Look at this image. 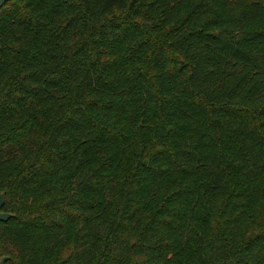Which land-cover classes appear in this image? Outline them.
<instances>
[{"label": "trees", "instance_id": "1", "mask_svg": "<svg viewBox=\"0 0 264 264\" xmlns=\"http://www.w3.org/2000/svg\"><path fill=\"white\" fill-rule=\"evenodd\" d=\"M13 125L4 264H264V0H7Z\"/></svg>", "mask_w": 264, "mask_h": 264}, {"label": "rangeland", "instance_id": "2", "mask_svg": "<svg viewBox=\"0 0 264 264\" xmlns=\"http://www.w3.org/2000/svg\"><path fill=\"white\" fill-rule=\"evenodd\" d=\"M132 0H128V2L130 3ZM20 131V129L17 127V125H13L12 127H10L5 133L0 134V136H3L4 134H6L8 132V136L11 137H17L18 136V132ZM23 171V168L20 167L15 174L13 175L14 178H16L18 175L21 174V172ZM2 193V192H1ZM258 226V223H254L253 227L256 228Z\"/></svg>", "mask_w": 264, "mask_h": 264}, {"label": "water", "instance_id": "3", "mask_svg": "<svg viewBox=\"0 0 264 264\" xmlns=\"http://www.w3.org/2000/svg\"><path fill=\"white\" fill-rule=\"evenodd\" d=\"M5 1H7V0H0V6H1ZM3 200H4V195H3V193H0V208H1L2 204H3ZM9 215H10V214H9L7 211H3V210L0 209V219H1V220H6V219H8ZM5 259H6V256H5V255L2 256V257H0V264H4Z\"/></svg>", "mask_w": 264, "mask_h": 264}]
</instances>
